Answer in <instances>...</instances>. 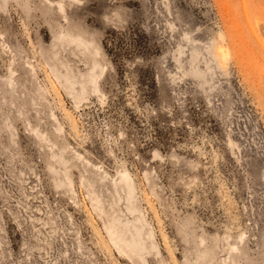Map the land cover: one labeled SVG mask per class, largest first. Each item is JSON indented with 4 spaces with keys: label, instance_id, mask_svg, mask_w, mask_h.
Instances as JSON below:
<instances>
[{
    "label": "rangeland",
    "instance_id": "1",
    "mask_svg": "<svg viewBox=\"0 0 264 264\" xmlns=\"http://www.w3.org/2000/svg\"><path fill=\"white\" fill-rule=\"evenodd\" d=\"M46 1L0 0V264H264V0Z\"/></svg>",
    "mask_w": 264,
    "mask_h": 264
},
{
    "label": "bare ground",
    "instance_id": "2",
    "mask_svg": "<svg viewBox=\"0 0 264 264\" xmlns=\"http://www.w3.org/2000/svg\"><path fill=\"white\" fill-rule=\"evenodd\" d=\"M46 2H48L49 6H51V7H52L53 5H55V2H54L53 0H47ZM57 4H58V6H59L60 9L63 10V9L65 8V4H64V2H63L62 0H60L59 3H57ZM49 6H48V7H49ZM49 8H50V7H49Z\"/></svg>",
    "mask_w": 264,
    "mask_h": 264
}]
</instances>
